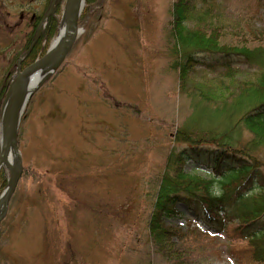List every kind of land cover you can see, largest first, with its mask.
I'll use <instances>...</instances> for the list:
<instances>
[{"label":"rangeland","instance_id":"374dc122","mask_svg":"<svg viewBox=\"0 0 264 264\" xmlns=\"http://www.w3.org/2000/svg\"><path fill=\"white\" fill-rule=\"evenodd\" d=\"M172 2L84 0L71 49L32 93L18 124L22 172L0 221V264H239L230 244L247 241L199 234L205 227L181 202V213L164 221L184 233L169 239L179 257L170 260L147 241L160 180L172 172L171 153L186 146L175 132L189 120L191 96H198L193 89L220 96L232 81L205 63L184 71L174 66ZM259 2L208 0L201 6L210 9V20L247 32L248 24L264 30ZM50 4L30 43L35 55L16 63L8 83L56 38L65 0ZM31 7L41 13L44 2L0 0V79L31 33ZM50 18L54 29L47 35ZM202 58L210 62L212 56ZM233 69L239 80L254 72L245 64ZM1 170L0 195L8 179Z\"/></svg>","mask_w":264,"mask_h":264},{"label":"trees","instance_id":"16d2710c","mask_svg":"<svg viewBox=\"0 0 264 264\" xmlns=\"http://www.w3.org/2000/svg\"><path fill=\"white\" fill-rule=\"evenodd\" d=\"M42 1L41 13L33 7L28 10L31 33L20 49L11 53L0 79V107L7 80L50 2ZM259 1L260 9L264 0ZM206 3L208 0H173L168 24L174 66L184 71L194 62L205 63L222 68L232 81L220 96L192 88L198 96L194 92L191 96L189 120L178 124L175 132V140L186 146L171 153L172 172L164 173L160 180L147 241L168 259L179 257L180 250L170 247L169 239L176 232L184 233L164 221L181 213L176 207L181 202L205 227L199 234L224 233L229 241H247L245 246L230 244L229 252L239 264L249 260L264 264V30L248 24L247 32H240V27L210 20V9L201 6ZM52 19L47 35L54 29ZM35 53L33 47L22 63ZM204 56H212L211 61ZM238 64L252 68V77L237 79L238 69L233 65ZM180 84L183 91L186 83L182 77ZM190 232L194 233L193 229Z\"/></svg>","mask_w":264,"mask_h":264},{"label":"water","instance_id":"95a60500","mask_svg":"<svg viewBox=\"0 0 264 264\" xmlns=\"http://www.w3.org/2000/svg\"><path fill=\"white\" fill-rule=\"evenodd\" d=\"M55 2L56 0H51L50 6H53ZM83 2L84 0H65L60 22V24L63 23L61 37L57 39L59 36L58 29L57 36L47 51L22 70H18L17 74L7 85L0 107V170L5 168L8 171L7 184L0 195V221L7 211L9 201L16 189L22 172L17 143V128L21 115L32 93L60 66L71 49L78 32H80L78 20ZM46 17L45 15L44 19ZM33 45L34 42L21 54L17 65H19L22 58L31 50ZM37 74L41 77L35 86L26 92L23 87ZM9 155L13 157L11 161L8 158Z\"/></svg>","mask_w":264,"mask_h":264},{"label":"bare ground","instance_id":"6f19581e","mask_svg":"<svg viewBox=\"0 0 264 264\" xmlns=\"http://www.w3.org/2000/svg\"><path fill=\"white\" fill-rule=\"evenodd\" d=\"M62 32H63V23H61L59 26V36L57 37V39L61 37ZM40 77L41 76H39L38 74L34 75L32 79H30V81L27 83V85L23 87L25 91L26 92L30 91L35 86L36 82L39 80ZM8 158L11 161L13 157L9 155Z\"/></svg>","mask_w":264,"mask_h":264}]
</instances>
